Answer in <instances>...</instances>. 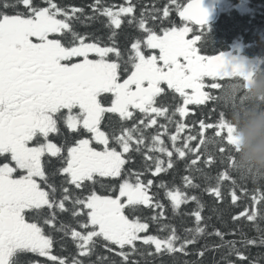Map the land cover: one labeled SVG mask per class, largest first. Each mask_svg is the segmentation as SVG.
<instances>
[{"label": "snow or ice", "instance_id": "6c2138e0", "mask_svg": "<svg viewBox=\"0 0 264 264\" xmlns=\"http://www.w3.org/2000/svg\"><path fill=\"white\" fill-rule=\"evenodd\" d=\"M44 3L46 6H38L35 0H0V158L7 161L0 163V264H17L14 257L29 253L46 257L53 264H86L98 244L109 252L116 251L121 264H138L133 259L137 254L187 255L188 247L206 231L202 225L203 205L180 187L163 182L159 185L174 212H179L189 200L197 202V210L192 213L196 227L185 229L182 237L175 227L163 222L165 206L151 193L154 181L143 177L145 172L159 176L173 169L175 155L187 161L189 174L182 178L184 188L198 187L193 182V173L204 175L198 153L202 145L215 143L204 138V130L215 127V137L221 135L219 121L213 125L203 120L199 122L201 138L196 145L191 142L197 140V135H182L189 128L184 123L189 106L213 101V95L204 89L218 88L214 73L224 57V54L202 55L197 46L209 19L203 0L186 4L169 0L162 9H154L152 21L163 22L174 11L185 22L183 26L164 27L159 32L149 26L148 15L141 13L137 17L133 0L118 8L107 5L106 0H95L91 5L93 15L88 19H108V27L113 29L109 37L111 46L95 38L90 41L75 30L74 22L80 20L83 8L67 9L55 0ZM126 17L127 23H135L144 35L131 44L125 60L115 44V30L121 28ZM191 23L198 26L201 34L189 39V33L193 32ZM145 49L158 53L146 54ZM123 73L127 75L122 79ZM205 77L213 82L205 84ZM164 85L171 90L167 99L174 101L169 106L157 100L166 91ZM109 113L116 115L119 126L109 119L108 129H104L102 125ZM161 117L167 125L161 124L159 128L163 131L158 129L149 135L148 130ZM61 124L80 137L66 149L50 140L52 134L60 133ZM172 125L175 134L169 133L168 126ZM85 135L87 138H83ZM164 136L170 140L171 148ZM224 139L229 145L227 132ZM94 144L101 147L97 149ZM218 150L226 153L223 146ZM133 153L144 156L142 171L126 169ZM46 155L58 157L62 162L57 169L63 177L59 186L50 182L46 174L43 162ZM223 159L233 171L234 157L229 151ZM214 160L209 156L203 163L210 166ZM99 178L118 181L117 187L110 189L118 194H98L95 186L105 187ZM231 179L230 171L225 170L206 191L220 199L221 186ZM232 184L230 195L235 204L238 200L235 180ZM70 188L91 190L82 196L74 195ZM252 199L259 204L264 201V193ZM141 206L159 210L149 221L157 223L163 235L149 234V222L136 216ZM126 209L134 218L125 214ZM58 213H70L76 226L58 224ZM26 215L70 236L78 255L65 259L53 254V237L46 234L40 222H29ZM241 217L252 222L264 220V210L245 209L233 220ZM257 231L258 238L242 236L240 243L264 244V229L257 225ZM213 234L222 241L221 247L227 246L229 253L240 261L246 260L236 247L237 241H224L225 233L219 230ZM141 246H154V252L142 251ZM204 254V250L198 253L201 257ZM98 264L112 262L101 257Z\"/></svg>", "mask_w": 264, "mask_h": 264}, {"label": "trees", "instance_id": "16d2710c", "mask_svg": "<svg viewBox=\"0 0 264 264\" xmlns=\"http://www.w3.org/2000/svg\"><path fill=\"white\" fill-rule=\"evenodd\" d=\"M191 0H180L181 3H188ZM38 6H46L44 0H35ZM55 2L64 8L71 9L72 7L83 8L84 13L80 20L74 22L75 30L83 35L89 37L91 41L93 38L98 39L102 44L111 46L112 41L109 37L112 35L113 29L108 27V19L106 17H98L94 20H89L88 17L93 15L91 5L95 0H55ZM127 0H106L107 5H115L117 8L121 5L126 6ZM136 6V15L139 17L141 13L149 16V26L159 32L164 27L183 26L185 23L181 20L174 11L169 18L161 22L159 19L152 21L150 19L154 9H162L169 3V0H133ZM221 13L216 22L207 25L202 39L198 42V47L201 48L202 55H216L225 53L229 56L244 61L247 66L244 73H236L231 76L216 77L218 88H205L204 90L213 95V101H208L204 105H190L189 115L184 118V123L189 125L182 135L188 134L197 135V140L192 141V145H196L201 138L199 136V122L203 120L206 124L216 123L220 124L219 131L221 135L215 137L217 129L206 128L204 130V138L213 139L215 143L205 144L201 146V151L198 153L201 157L200 167L203 169L204 175L201 173H193L195 179L194 183L198 185L195 188H184L183 177L188 175L186 167V160H179L174 155V168L168 172L161 173L159 176H152L150 172H145L143 179H152L154 181L151 193L154 194L156 200L162 203L164 207L165 217L163 222L168 223L177 229V232L182 237L186 234L185 229H192L196 227L195 217L192 215L197 210V202L189 200L188 203L183 204L179 212H174L169 200L166 198L164 190L159 187L161 182L168 186H177L182 188L189 196H196L199 203L203 205L201 215L203 217L202 225L205 226V234L197 238L194 245L188 247V254H155L154 256H145L137 254L133 257L138 261V264H228L232 261L233 264H264V244L244 245L240 243L242 236L246 238H258L260 233L257 231V225L260 229H264V220H257L256 222L248 221L241 217L240 220H233V217L239 215L242 211L247 209L251 211L264 210V201L259 204L253 202V196H259L264 193V182H256L250 178L243 177L230 169V165L223 159L227 151L236 157V140L234 137L235 127L232 123L233 117L238 114L251 103L249 90L251 89L255 80L264 79V0H219ZM174 7V6H173ZM20 10H23L22 7ZM125 23L120 29L115 30V44L121 50L124 59H127L128 53L131 51V44L136 39L141 38L144 34L133 23H127V17L123 18ZM189 26L193 32L189 33L187 38H193L195 34H201L199 28L192 23ZM146 54L158 53V50L145 49ZM115 59V57H111ZM98 59V58H96ZM123 66V65H122ZM127 73L122 74V79L126 78ZM205 84L212 83L210 77H205ZM171 95V90L165 91L162 97H158V103L163 101L165 106L174 104V101L167 99ZM106 96H110L107 94ZM109 119L115 126L118 125V118L116 115L108 114L105 118L103 128L108 129ZM131 121L128 122L131 126ZM161 124L167 125V121L161 117L158 118L157 125L148 130L149 135H154L160 129ZM61 131L57 136H53L52 140L67 146L74 142L78 137L74 133H69L66 127L61 124ZM110 130V129H109ZM170 134H175V126H168ZM227 135L230 139V144L227 145L224 137ZM165 143L171 148V142L167 136L162 137ZM147 142V141H146ZM223 146L226 148V153H220L219 148ZM127 155V154H126ZM209 156L215 158L212 165L203 163V160ZM3 162V158H0ZM45 164L46 174L50 176V182L59 186L62 183L63 177L57 172L61 166V160L50 156L43 158ZM145 164L144 156L141 153H133L131 161L125 166L130 172H138L143 170ZM225 170L230 171L231 180L225 181L221 186L222 198L217 199L215 196L206 191L210 184H215V177ZM205 176L211 177L208 180ZM105 187L100 184L95 186V191L98 194L117 195L110 189L118 185V181L111 178H99ZM232 180H235V190L238 196L237 202L234 204L231 200V191L233 190ZM44 186V185H42ZM243 189V190H242ZM88 190H75L74 195H87ZM70 207V203L67 205ZM159 210L144 208L136 213V216L141 218L142 222H149V234L163 235L158 231V224L149 221V217L154 215ZM125 214L132 217L126 209ZM29 222H40L44 227L46 234L51 235L54 239L53 254L71 259L77 256V248L70 236H65L64 233L53 231L50 226L43 225L42 221L32 220L30 216L27 217ZM57 223L70 224L76 226V221L70 213H58ZM77 230H80L77 227ZM219 230L225 233L224 241H237L236 247L246 256L245 261H240L236 255L229 253L227 246L221 247L222 241L213 233ZM143 235V234H142ZM139 244V242H138ZM115 247V246H113ZM142 251L154 252L153 248L141 246ZM204 250L205 254L201 257L198 253ZM118 251V249H117ZM103 257L111 261L112 264H121V257L116 254V251L109 252L104 246L98 244L96 252L93 256L88 258L86 264H98L99 259ZM17 264H53L47 261L46 257H39L36 254H24L14 257Z\"/></svg>", "mask_w": 264, "mask_h": 264}, {"label": "clouds", "instance_id": "9594fccd", "mask_svg": "<svg viewBox=\"0 0 264 264\" xmlns=\"http://www.w3.org/2000/svg\"><path fill=\"white\" fill-rule=\"evenodd\" d=\"M251 103L233 117L237 155L233 172L264 182V79L249 90Z\"/></svg>", "mask_w": 264, "mask_h": 264}, {"label": "rangeland", "instance_id": "374dc122", "mask_svg": "<svg viewBox=\"0 0 264 264\" xmlns=\"http://www.w3.org/2000/svg\"><path fill=\"white\" fill-rule=\"evenodd\" d=\"M238 59H229L225 62V67L222 71H216L214 73V76H224V75H230L234 72H244V69L246 70L248 64H239L238 65Z\"/></svg>", "mask_w": 264, "mask_h": 264}, {"label": "water", "instance_id": "95a60500", "mask_svg": "<svg viewBox=\"0 0 264 264\" xmlns=\"http://www.w3.org/2000/svg\"><path fill=\"white\" fill-rule=\"evenodd\" d=\"M217 3H218L217 0H203V5L202 6L209 13V19H208V23L209 24L212 23V22H214L216 20V18L218 17ZM224 59H225V56L223 57V59L220 62L219 69L222 68Z\"/></svg>", "mask_w": 264, "mask_h": 264}, {"label": "flooded vegetation", "instance_id": "af4514ba", "mask_svg": "<svg viewBox=\"0 0 264 264\" xmlns=\"http://www.w3.org/2000/svg\"><path fill=\"white\" fill-rule=\"evenodd\" d=\"M90 58H92V59H96L97 57H95V56H90ZM105 103H106V106H107V100L105 101ZM109 114H111V113H109ZM108 114H106V116H107ZM112 115H115V114H112ZM65 126V125H64ZM66 127V126H65ZM102 128H103V125H102ZM67 129V128H66ZM68 130V129H67ZM69 131V130H68ZM69 133H71L70 131H69ZM58 135V133H54V134H52L51 136H50V140L53 142V143H56L57 144V146H59V147H63V148H67L68 146H71L73 143H71V144H69V145H67V146H63V144H59V143H57V142H55V141H53L52 140V137L53 136H57ZM83 138H87V135H85ZM34 143V142H33ZM94 147H96L97 149H99L101 146H99V145H93ZM54 158H56V157H54ZM58 158V157H57ZM4 162H7V161H3V162H1L0 161V163H4ZM17 175H19V174H17ZM27 217H28V215H26V219H27Z\"/></svg>", "mask_w": 264, "mask_h": 264}]
</instances>
